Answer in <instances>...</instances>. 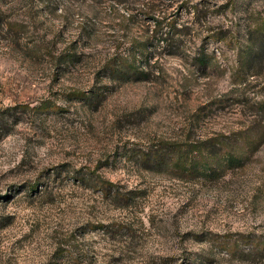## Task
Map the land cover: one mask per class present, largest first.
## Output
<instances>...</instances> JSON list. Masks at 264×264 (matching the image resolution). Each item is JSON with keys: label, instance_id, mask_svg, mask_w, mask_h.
Returning <instances> with one entry per match:
<instances>
[{"label": "rangeland", "instance_id": "374dc122", "mask_svg": "<svg viewBox=\"0 0 264 264\" xmlns=\"http://www.w3.org/2000/svg\"><path fill=\"white\" fill-rule=\"evenodd\" d=\"M0 264H264V0H0Z\"/></svg>", "mask_w": 264, "mask_h": 264}, {"label": "trees", "instance_id": "16d2710c", "mask_svg": "<svg viewBox=\"0 0 264 264\" xmlns=\"http://www.w3.org/2000/svg\"><path fill=\"white\" fill-rule=\"evenodd\" d=\"M164 20H165V17H163V19L162 20H159L158 18L155 20L156 22V27L157 26H160L163 22H164ZM173 25V24H172ZM136 71V70H135ZM148 155H150L151 157H152V159H156L157 157H160V154H159V152L157 151V150H155V151H152V152H149L148 153Z\"/></svg>", "mask_w": 264, "mask_h": 264}]
</instances>
